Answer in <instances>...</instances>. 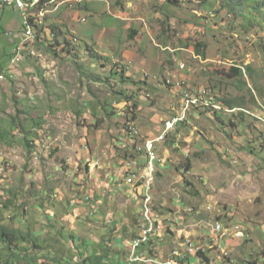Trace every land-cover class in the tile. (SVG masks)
Returning a JSON list of instances; mask_svg holds the SVG:
<instances>
[{"label": "rangeland", "instance_id": "374dc122", "mask_svg": "<svg viewBox=\"0 0 264 264\" xmlns=\"http://www.w3.org/2000/svg\"><path fill=\"white\" fill-rule=\"evenodd\" d=\"M59 1L34 41L0 8V223L24 236L12 247L36 264H132L141 176H128L158 138L154 180L142 173L150 236L152 200L164 224L154 256L264 264V0ZM7 248L1 264H27Z\"/></svg>", "mask_w": 264, "mask_h": 264}, {"label": "built area", "instance_id": "2783aa9c", "mask_svg": "<svg viewBox=\"0 0 264 264\" xmlns=\"http://www.w3.org/2000/svg\"><path fill=\"white\" fill-rule=\"evenodd\" d=\"M35 0H0V5L6 4V5H11L14 6L15 9L19 10L21 12V17H22V32H21V38L22 36H35V32L39 29V28H33L32 24H31V16H32V4L34 3ZM74 3V2H73ZM65 3H63V1H59L58 5H49L46 11V15L49 13H53L56 12L59 7L61 5H63ZM69 5H71L72 3H68ZM52 7L51 10H49V8ZM45 17L43 18V23H44ZM42 25H40L41 27ZM23 48H21V45H17V47L14 50V53L17 54V57L19 56L21 50ZM12 61V60H11ZM14 63V61H12V64ZM188 103L191 104H195L194 100L189 101ZM178 121H181L180 118H175L172 122H167L166 123V131L169 130L173 124L177 123ZM164 139H158V138H154V139H150L147 140L144 144V150H143V156L145 158V168L143 170V172H140L139 174L136 173H132L131 175H129L128 177L131 176H141V184H128L130 185L132 188H141L145 190L146 193V189H145V181H143V174H150V180H154L153 179V174L155 172V162L157 160V155L155 153V148L157 143L162 142ZM143 173V174H142ZM141 211V227H139V229L142 228V223L145 222V211L140 210ZM219 226L216 227L217 230H219ZM186 248L190 253H194L193 249H192V244H190L189 242H186Z\"/></svg>", "mask_w": 264, "mask_h": 264}, {"label": "trees", "instance_id": "16d2710c", "mask_svg": "<svg viewBox=\"0 0 264 264\" xmlns=\"http://www.w3.org/2000/svg\"><path fill=\"white\" fill-rule=\"evenodd\" d=\"M47 1L48 0H46V1L45 0H41L40 3L38 4V6L36 8H34L32 11H34L37 8H41L43 6V4L45 2H47ZM167 2H169L171 4H176V2H178V1L177 0H167ZM4 7L5 6H3L2 9H4ZM34 26H36V25H33V27ZM136 34H137V30L136 29L131 30V32L129 34V39H132L134 36H136ZM33 39H34V36H33V38L31 40H33ZM65 43L68 44L69 42L66 41ZM194 49H195V52H196L197 55H199V56H201V57L204 58V56H205V54H204V47H203V45L201 43L196 44L195 47H194ZM13 57L14 56L12 54H10V56H9V63L13 59ZM246 68L249 71V68L248 67H246ZM1 69H5V68H3L2 66H0V70ZM112 73L115 74V75H118L121 80L125 78V76H124L125 75V71L123 69H121L120 72H117V71L114 72L112 70ZM222 73H224V72H222ZM3 74L4 75H1V74L0 75L1 76H4L5 78H9L10 77V74L7 72V70L4 71ZM224 75H226L229 78H231L232 76H234L233 78H237L239 76H242V71H241V69H239L237 67H231L228 70V74H224ZM223 103L225 105H227L228 108H230L231 110H233V107H234L233 105L234 104L232 103V101L225 100V101H223ZM23 237L24 236L22 234H20L18 231L13 230V229H9V228H7L6 226H4L3 224L0 223V249H2V247H4V246H8L7 249H12L13 253H16V255H17L16 258H18V260H20V261H27V264H36V262L31 261V260H28L27 256H25V257L22 256L21 257L19 255V251L20 250H19L18 247H12V245H16V243L22 242L23 241ZM144 253L147 256L154 255L149 249L146 250V251H144ZM199 254H200V252H199ZM0 257H2L1 256V251H0ZM13 257H15V255H13ZM202 258H203L204 261L207 262V259L203 255H202ZM0 264H1V262H0ZM3 264H14V260L12 261V256L10 257V262L9 261H5V262H3Z\"/></svg>", "mask_w": 264, "mask_h": 264}, {"label": "bare ground", "instance_id": "6f19581e", "mask_svg": "<svg viewBox=\"0 0 264 264\" xmlns=\"http://www.w3.org/2000/svg\"><path fill=\"white\" fill-rule=\"evenodd\" d=\"M41 0H35L34 3L32 4V10L34 8H36L38 6V4L40 3ZM46 1V0H45ZM74 1V0H73ZM68 1H63V3H66ZM59 2H57V0H48L47 2H45L43 4V6L41 8H37L35 9L34 11H32V16H31V24L32 26L33 25H36L34 26L35 28H40V25H43V18L44 16L46 15V11H47V8L49 5H58ZM36 18H38V21H36ZM41 18V19H40ZM85 19V18H84ZM81 21V20H80ZM84 21V20H83ZM33 27V28H34ZM24 37V40H29V39H32L33 36H22ZM35 39V38H34ZM34 41V40H33ZM31 41V42H33ZM23 48V47H22ZM11 72V71H10ZM150 175V174H149ZM144 178V177H143ZM146 179V178H145ZM147 181V180H146ZM148 190V189H147ZM144 196V197H143ZM142 196V199H143V202L141 203L143 206V211H145V223L147 224L144 229H143V234L142 236H140L138 239L134 240L133 243H131V247H132V252L133 253H136L137 252V244H148V242L151 240V237L150 235L152 234L153 230H154V221L153 219L151 218V215L152 214H149V209H148V204H149V201H150V198L148 197V192ZM152 198V197H151ZM152 202V201H151ZM150 202V203H151ZM153 211V210H152ZM153 213V212H152ZM152 227H153V230H152ZM139 244V245H140ZM135 249V250H133ZM177 254V253H176ZM175 257V255H174ZM135 261H139V260H142L141 258H139L138 256H134V259ZM144 262L147 263V264H172L173 261L171 260H166L164 262H161L159 260H153L151 258H146L144 259Z\"/></svg>", "mask_w": 264, "mask_h": 264}, {"label": "clouds", "instance_id": "9594fccd", "mask_svg": "<svg viewBox=\"0 0 264 264\" xmlns=\"http://www.w3.org/2000/svg\"><path fill=\"white\" fill-rule=\"evenodd\" d=\"M3 6H11V5H6V4H3V5H0V7H3ZM14 7V6H13ZM238 68V67H237ZM240 69V68H239ZM242 71V70H241ZM234 110V109H233ZM144 163H146V161H145V158H144ZM155 171H156V168H155ZM153 185V184H152ZM133 189H135V188H133ZM136 189H139V188H136ZM140 190H141V193H140V201H139V205H140V207H139V210H138V225H137V230H138V233L136 234V236L134 237V238H132V239H130L129 241H128V248H129V252H130V254H129V262L130 263H132V264H134V263H139V264H147V263H145L144 262V259H146V258H151V259H155V260H159V261H161V262H164V261H166V260H169V259H174L175 261H176V263L177 264H179L178 263V257L176 258V257H174L173 256V253L174 252H177V251H172L171 253V255H170V257L168 258V259H164V260H160V259H158V257H156V256H154V255H152V256H147V255H145V253H144V251H146V250H152V240L154 239V237H157V235H158V232H160V226H161V224L163 223L162 222V220L160 219V217L159 216H157L156 214H155V212H154V203H153V200H152V203H153V214H154V216H155V218H156V223H157V226H158V229L156 230V234L151 238V240L148 242V244H140L139 245V247H138V249H137V252L136 253H133L132 252V247H131V243L134 241V240H136L137 238H138V235L140 234V229H139V226H140V208H141V194L144 192V189H141L140 188ZM143 191V192H142ZM151 196H152V186H151ZM220 227V226H219ZM220 229V228H219ZM217 231H219V230H217ZM186 242H189L188 240L187 241H185V245H186ZM178 253V252H177ZM195 253V252H194ZM193 253V254H194ZM134 256H138L139 258H141L142 260H139V261H135V260H133L134 259Z\"/></svg>", "mask_w": 264, "mask_h": 264}, {"label": "crops", "instance_id": "0c3cea01", "mask_svg": "<svg viewBox=\"0 0 264 264\" xmlns=\"http://www.w3.org/2000/svg\"><path fill=\"white\" fill-rule=\"evenodd\" d=\"M0 8H3V7H0ZM45 27H46V29H45V28H44V29L42 28L43 31H44V32L46 31V33L49 34L50 32L48 31L46 25H45ZM133 190H134L135 192H137V194L139 195V197H135V198L139 199V198H140V192H139V189H133V188H132V191H131V192H133ZM135 196H137V195H135ZM135 198H133V199H134L135 202H137ZM139 201H140V200H139ZM153 203H154V201H153ZM163 228H164V224L162 223L161 226H160V232H158L157 237H160V236H161V231H162Z\"/></svg>", "mask_w": 264, "mask_h": 264}]
</instances>
